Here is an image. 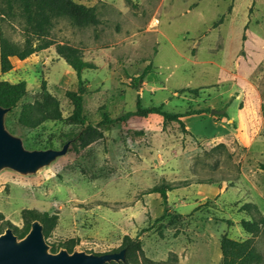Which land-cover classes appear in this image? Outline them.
<instances>
[{"label":"rangeland","instance_id":"374dc122","mask_svg":"<svg viewBox=\"0 0 264 264\" xmlns=\"http://www.w3.org/2000/svg\"><path fill=\"white\" fill-rule=\"evenodd\" d=\"M74 1L94 6L101 23L59 19L52 39L94 61L82 72L86 128L68 119L64 93L76 80L55 96L63 121L17 124L21 105L41 94L31 88L7 114V130L28 149L73 142L37 174L0 172V233L6 222L21 230V212L35 210L57 216L49 245L101 255L125 236L136 241L127 264H220L222 238L251 240L264 264V226L254 234L240 226L264 220V0ZM1 29L21 41L16 23ZM65 69L49 63L39 86ZM101 109L115 122L101 125ZM191 110L207 112L182 126L160 114ZM184 181L206 183L169 192L163 216L160 197L146 191Z\"/></svg>","mask_w":264,"mask_h":264},{"label":"trees","instance_id":"16d2710c","mask_svg":"<svg viewBox=\"0 0 264 264\" xmlns=\"http://www.w3.org/2000/svg\"><path fill=\"white\" fill-rule=\"evenodd\" d=\"M59 19H66L69 23L77 28L88 26H97L101 23L98 18L96 8L87 6L86 4L78 3L74 0H0V74H6L13 68L10 57H16L18 60H24L32 54L41 50L55 46V52L58 57L63 59L68 66L73 70L76 79L75 91H65V97L69 101L72 111L68 119L86 128L87 118L83 115L82 98L87 93V81L83 79L82 72L95 68L91 62L83 60L78 49L68 44H59L52 39V29L54 23ZM220 18L213 26L221 22ZM16 23L21 31V41L14 42L4 36L1 29L2 24ZM147 65L142 71L140 77L146 74ZM40 95L32 102H27L21 105L17 117V124L28 130L40 127L41 124L50 122H60L64 120L60 109L58 99L52 95L48 89L46 82H40ZM195 92V91H193ZM26 83L19 81L17 83H9L0 81V106L8 108L9 113L16 108L26 96ZM136 107L140 108L139 99H136ZM159 110V109H158ZM101 111V125H108L115 122L108 115ZM143 114L144 110H141ZM207 112L206 110H191L184 113H168L162 111L160 114L164 120L176 121L180 126L183 123L180 118L197 115ZM69 141V140H68ZM64 144V143H63ZM62 144V145H63ZM52 146H33L31 149H48ZM264 171V165H261ZM194 184H205L204 181H184L175 184L161 182L153 188L147 190L150 193L157 194L160 197L162 206L164 207L163 216L167 214V193ZM246 207V206H245ZM23 220V228L16 230L9 222H6L7 227H11L14 233L19 237H23L29 230L30 224L34 220H38L43 227V235L45 239L50 236V233L56 226L57 216L48 212H37L35 210H23L21 212ZM1 218V215H0ZM241 228L247 234H254L264 226V220L261 218L254 221H240ZM1 231V230H0ZM51 251L56 252L60 247L51 244ZM66 250L71 252L74 244L65 246ZM125 250L124 262L108 264H127L139 250V245L136 241L125 236L122 247L119 249ZM221 261L220 264H259L262 260L261 255L255 249L251 240L245 242H236L226 238L220 241ZM116 250L114 252H117ZM166 264V263H160Z\"/></svg>","mask_w":264,"mask_h":264},{"label":"water","instance_id":"95a60500","mask_svg":"<svg viewBox=\"0 0 264 264\" xmlns=\"http://www.w3.org/2000/svg\"><path fill=\"white\" fill-rule=\"evenodd\" d=\"M8 113V108L0 106V172L9 170L21 176L34 175L67 153L73 140L65 142L60 149L26 148L20 137L7 130ZM211 113L222 114L223 111L211 110ZM124 260V249L101 255L78 249L69 252L64 248L52 252L38 220L31 222L28 232L21 238L9 227L0 233V264H108Z\"/></svg>","mask_w":264,"mask_h":264},{"label":"crops","instance_id":"0c3cea01","mask_svg":"<svg viewBox=\"0 0 264 264\" xmlns=\"http://www.w3.org/2000/svg\"><path fill=\"white\" fill-rule=\"evenodd\" d=\"M121 56H124L123 60H126V57L129 55L121 54L118 56V59H121ZM129 58V57H128ZM61 60L66 64V62L57 56L55 52V48H47L44 50H41L37 53L32 54L30 57L24 59V60H18L16 57H10V62L13 66L12 70L6 74H0V81L4 80L9 83H17L19 81H24L26 83V93H29V89H33L34 93L37 94L40 92L39 84L37 82V76L44 75V71L47 70V66L49 63H52L54 61ZM85 61L93 63L91 59H86ZM65 74L67 77H65L62 80H50L49 78L44 77V81L46 82L48 91L54 95L57 96V93L60 91L68 90V87L72 82H75V74L73 70L66 64ZM36 79V80H35ZM31 84V85H30ZM31 86V87H30ZM75 88L72 90L74 91ZM82 104H83V110H84V95L82 98ZM111 118V116L109 115ZM112 119V118H111ZM216 126V125H214ZM191 185H201V184H190ZM188 186L178 188L175 190H182L187 188ZM168 194V193H167Z\"/></svg>","mask_w":264,"mask_h":264}]
</instances>
